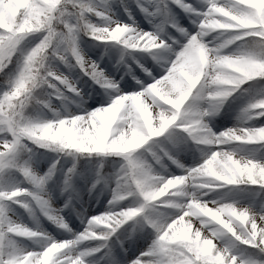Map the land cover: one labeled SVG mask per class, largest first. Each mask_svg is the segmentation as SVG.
I'll return each mask as SVG.
<instances>
[{
  "label": "clouds",
  "instance_id": "obj_1",
  "mask_svg": "<svg viewBox=\"0 0 264 264\" xmlns=\"http://www.w3.org/2000/svg\"><path fill=\"white\" fill-rule=\"evenodd\" d=\"M0 264H264V0H0Z\"/></svg>",
  "mask_w": 264,
  "mask_h": 264
},
{
  "label": "rangeland",
  "instance_id": "obj_2",
  "mask_svg": "<svg viewBox=\"0 0 264 264\" xmlns=\"http://www.w3.org/2000/svg\"><path fill=\"white\" fill-rule=\"evenodd\" d=\"M136 15H137V18H138V19L141 21V23L143 24V26H144L145 28H148L149 25H148L147 22L144 20L143 14L140 13L139 10L136 11ZM216 123H217V127H218V128H222V127H227V126H229V125L232 123V120H231V116H230V114L227 113V111H226V114H225L223 117H221ZM185 160H186V162L189 163V164H191V163L193 162V160H192V156H191V155L187 156V157L185 158ZM174 171H176L177 173L180 172L179 169H175V168H174ZM61 202H62V201H61ZM97 210H99V209H97ZM90 211H91V210H90ZM73 223H74V226H78V221L73 220ZM49 227H51V226L49 225ZM145 246H146V245H145L143 242H141L140 244H138L136 247H134V248L130 251L129 256H130L131 258H134L136 255H139V251L142 250L143 247H145Z\"/></svg>",
  "mask_w": 264,
  "mask_h": 264
},
{
  "label": "bare ground",
  "instance_id": "obj_3",
  "mask_svg": "<svg viewBox=\"0 0 264 264\" xmlns=\"http://www.w3.org/2000/svg\"><path fill=\"white\" fill-rule=\"evenodd\" d=\"M91 210V209H90Z\"/></svg>",
  "mask_w": 264,
  "mask_h": 264
}]
</instances>
